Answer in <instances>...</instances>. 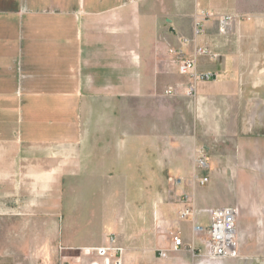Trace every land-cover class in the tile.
Masks as SVG:
<instances>
[{"label":"crops","instance_id":"1","mask_svg":"<svg viewBox=\"0 0 264 264\" xmlns=\"http://www.w3.org/2000/svg\"><path fill=\"white\" fill-rule=\"evenodd\" d=\"M263 30L264 0H0V264L74 262L110 235L125 264H199L169 177L197 211L228 207L192 177L217 174L210 137ZM180 58L218 79L189 96Z\"/></svg>","mask_w":264,"mask_h":264},{"label":"rangeland","instance_id":"2","mask_svg":"<svg viewBox=\"0 0 264 264\" xmlns=\"http://www.w3.org/2000/svg\"><path fill=\"white\" fill-rule=\"evenodd\" d=\"M258 36L262 62L236 66L251 89L248 95L231 101L238 108L227 113L210 137L212 154L219 162L213 166L217 174L210 180L214 188L208 196L224 206L239 208L241 231L239 257L212 264H264V30ZM170 179L168 195L180 201L186 193L176 189ZM165 225L157 224L160 233ZM60 262L61 258L57 264Z\"/></svg>","mask_w":264,"mask_h":264},{"label":"built area","instance_id":"3","mask_svg":"<svg viewBox=\"0 0 264 264\" xmlns=\"http://www.w3.org/2000/svg\"><path fill=\"white\" fill-rule=\"evenodd\" d=\"M226 18L220 22L222 32H225ZM181 75L189 76L193 80L188 95L192 96L195 91V83L211 82L217 80L219 75L215 73H198L197 64L194 59H179L176 63ZM199 170H210L209 157L205 149L198 151L195 161ZM175 187L181 185V180L170 179ZM192 182L200 186L210 183L208 177L193 176ZM179 203L183 206L178 214L180 222L192 223L194 238L199 242L200 247H192L193 252H198L199 264H212L216 261L236 259L240 252V232L238 219L240 212L237 208L228 206L216 209H204L197 211L193 200L189 195L183 194ZM206 216L208 223H199V215ZM184 240L181 234H173L171 251L179 252L184 248ZM77 252L76 261L61 259L60 264H125L126 249L119 243L115 235H110L107 244L103 247H89L75 249ZM161 258L167 257V252H160Z\"/></svg>","mask_w":264,"mask_h":264}]
</instances>
